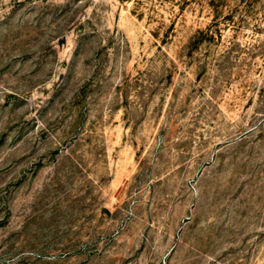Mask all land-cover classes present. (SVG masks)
<instances>
[{
  "label": "rangeland",
  "instance_id": "rangeland-1",
  "mask_svg": "<svg viewBox=\"0 0 264 264\" xmlns=\"http://www.w3.org/2000/svg\"><path fill=\"white\" fill-rule=\"evenodd\" d=\"M0 264H264V0H0Z\"/></svg>",
  "mask_w": 264,
  "mask_h": 264
}]
</instances>
